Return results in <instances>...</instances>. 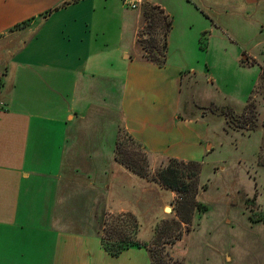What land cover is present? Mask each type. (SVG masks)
<instances>
[{
	"label": "crops",
	"instance_id": "0c3cea01",
	"mask_svg": "<svg viewBox=\"0 0 264 264\" xmlns=\"http://www.w3.org/2000/svg\"><path fill=\"white\" fill-rule=\"evenodd\" d=\"M144 2L159 5L0 0V263L32 264L17 257L39 253L46 256L43 264H110V258L116 264L136 254L149 264L143 248L111 257L96 233L106 213L133 210L113 203L106 182L91 179L99 174L108 179L111 161L113 179L127 176L132 189L141 188L113 156L102 157L104 111L118 104L116 132L122 128L152 155L184 161L196 158L197 149L201 157L208 153L203 143L209 127L204 117L180 112L185 75L180 68L171 71L165 60L158 66L137 54ZM109 26L117 30L111 50L104 37ZM115 66L122 88L111 104L113 88L102 76L117 77L118 67L109 76L106 71ZM42 149L49 151L45 157Z\"/></svg>",
	"mask_w": 264,
	"mask_h": 264
},
{
	"label": "rangeland",
	"instance_id": "374dc122",
	"mask_svg": "<svg viewBox=\"0 0 264 264\" xmlns=\"http://www.w3.org/2000/svg\"><path fill=\"white\" fill-rule=\"evenodd\" d=\"M151 1L159 5L142 4L138 30L141 50L137 54L147 60H151L149 57L163 59L162 21L166 15L171 26L166 37L165 63L171 71L180 68L185 74L180 112L204 117L209 127L203 143L208 153L201 157L197 149V157L189 160L201 164L196 195L201 210L195 208L189 225L178 227L175 223L177 194L163 188L154 178L170 157L152 155L129 134L119 133L122 128L118 127L117 132L114 129L120 120L119 105L114 104L122 88L120 66L106 70L109 76L112 70L117 71L113 68L118 67L117 77H112L115 73L108 78H104L105 74L102 76L109 89L113 88L108 94L110 103L114 104L113 111L103 114L105 123L99 140L102 157L104 159L107 153L114 158L119 133L120 157L139 163L137 167H142L146 175L139 176L114 160L134 177V185L137 182L141 185L132 189V181L127 176L113 179L115 174L111 173L113 166L108 159L109 178L99 174L91 181L106 182L105 191L116 197L113 203H124L125 208L133 210L138 226L136 236L147 245L143 249L148 257L151 250H155L154 261H159L158 264H174L175 260L186 264H264V0ZM146 5L154 6L149 7V23L143 16ZM125 7L127 13H136L137 9ZM116 31L114 27L106 28L107 50L115 43ZM148 31L155 41L146 42ZM127 40L126 34L123 43L127 44ZM141 44L149 48L155 44L156 50L152 48L145 53ZM118 55L121 60L120 53ZM95 92L91 95L94 100ZM170 149L183 150L180 146ZM41 152L45 157L49 151L42 149ZM112 180H116L115 184L107 189ZM125 212L131 211H110L108 215ZM179 230L182 232L179 240L163 244ZM19 257L17 259L25 263L26 260L32 264L46 261H42L46 256L39 253ZM110 261L114 264L116 260L110 258ZM117 262L142 264L137 254L130 258L124 256ZM143 264H146L144 259Z\"/></svg>",
	"mask_w": 264,
	"mask_h": 264
},
{
	"label": "trees",
	"instance_id": "16d2710c",
	"mask_svg": "<svg viewBox=\"0 0 264 264\" xmlns=\"http://www.w3.org/2000/svg\"><path fill=\"white\" fill-rule=\"evenodd\" d=\"M149 7L153 8L154 6L146 5V8H144L143 11L144 19L148 18L147 20L148 23L150 17ZM160 10H161V14L164 15L162 9ZM145 16L147 18H145ZM165 16L166 15L163 16V21H162V27H163L162 29L164 30L162 37L163 43L161 44V47L163 48L161 50L164 51L163 53L164 56L162 55L163 59L161 60L158 57H151V58L149 57V59H151L158 66L163 65L165 60L166 48H167L166 37H167V32L171 26V20ZM148 33L149 36L148 38L145 39L147 43L152 39L151 31H148ZM152 41L155 40L152 39ZM155 44L152 45L150 48L145 44H141V46L145 51V53H147L152 48L156 47ZM120 132H124L126 134V132L122 131V129H120L119 133ZM119 133L117 135L115 142L114 160L124 164L128 169H130L132 172L136 173L137 175L144 177L146 175V172L142 167H137L139 163H135V162L133 163L120 157ZM126 136H128V134H126ZM130 139L132 138L130 137ZM200 165L201 164L196 161H184L171 157L168 158V162L166 163V165H164L162 168L157 170V172L155 173L154 176L155 180L163 188L174 191L177 194V202L175 206V215L177 216V219H175V223L178 227H180L181 224H185L186 226H188L191 221V216L193 215L195 208L200 209L199 208L200 204L196 200V195L198 193L197 178L200 173ZM204 210H206V207ZM108 217H110V219H108ZM137 230H138L137 219L133 213L125 212V213L116 214L114 216L113 215L109 216L108 213H106L101 219L100 226L98 227L96 233L100 239L102 248L111 257H117L124 250L130 248L147 247V245L143 244L136 236ZM181 236H182V232L179 230L176 233H174V235L169 240L163 242V244L174 243V241L179 240ZM154 243H156L157 247L160 246V244L157 241H155ZM156 257L157 254L155 250L154 251L151 250V254L149 255V264L160 263L159 261L158 263L154 261L156 260ZM173 263L186 264L183 261H176V260L173 261Z\"/></svg>",
	"mask_w": 264,
	"mask_h": 264
},
{
	"label": "built area",
	"instance_id": "2783aa9c",
	"mask_svg": "<svg viewBox=\"0 0 264 264\" xmlns=\"http://www.w3.org/2000/svg\"><path fill=\"white\" fill-rule=\"evenodd\" d=\"M132 7H135L134 3L131 5Z\"/></svg>",
	"mask_w": 264,
	"mask_h": 264
},
{
	"label": "water",
	"instance_id": "95a60500",
	"mask_svg": "<svg viewBox=\"0 0 264 264\" xmlns=\"http://www.w3.org/2000/svg\"><path fill=\"white\" fill-rule=\"evenodd\" d=\"M247 1H250V0H247ZM166 209H169L168 207H166Z\"/></svg>",
	"mask_w": 264,
	"mask_h": 264
}]
</instances>
